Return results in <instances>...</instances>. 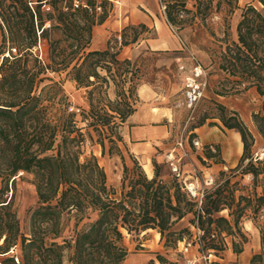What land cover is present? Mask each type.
Instances as JSON below:
<instances>
[{
	"label": "trees",
	"instance_id": "obj_1",
	"mask_svg": "<svg viewBox=\"0 0 264 264\" xmlns=\"http://www.w3.org/2000/svg\"><path fill=\"white\" fill-rule=\"evenodd\" d=\"M78 1L75 5L74 0H0V264H122L128 254L125 233L156 230L166 247L175 248L192 234L189 227L175 228L187 214L193 215L190 223L201 231L199 251L218 257L228 247L226 236H231L235 254L243 251L247 237L239 223L251 220L259 232L260 249L248 264H264V157L252 156L254 133L237 110L213 100L222 126L237 131L242 142L238 164L230 171L240 169L251 177L253 191L240 194L236 202L229 177L207 189L198 208V200L181 180L160 177L155 159L152 177L136 159V167L129 168L120 128L135 111L140 76L130 59L121 60L118 54L148 28L144 23L126 25L117 49L116 38L107 40L104 49H89L93 26L108 16L104 7L108 0ZM189 1L193 9L187 6ZM238 1L160 0L167 22L180 28L222 10L226 21L240 10L236 37L229 39L225 24L224 36L217 38L221 43L215 52L217 69L224 82L214 92L231 96L254 88L261 104L251 120L264 141V0H249L242 7ZM44 5L49 9L42 10ZM42 45L47 46L45 55L35 51ZM49 72H65L77 86H91L88 108L79 113L83 126L69 109L61 82ZM45 80L50 82L41 85ZM110 83L117 87L114 99L106 96ZM207 117L203 114L198 125ZM87 143L98 144L101 155L120 156L123 175L118 188L107 184L94 154L82 157ZM205 156L215 154L207 149ZM20 172L32 176L37 196L27 233L21 230L8 194L9 183ZM225 209L226 216L218 214ZM65 213L75 218L68 236H63ZM84 218L88 221L79 226ZM15 249L19 252L10 254ZM156 257L157 261L151 258L143 264L169 263L159 253Z\"/></svg>",
	"mask_w": 264,
	"mask_h": 264
},
{
	"label": "rangeland",
	"instance_id": "obj_2",
	"mask_svg": "<svg viewBox=\"0 0 264 264\" xmlns=\"http://www.w3.org/2000/svg\"><path fill=\"white\" fill-rule=\"evenodd\" d=\"M248 1L239 0L238 4L242 7ZM191 4L192 1H189L187 6L193 9ZM104 7L108 11V16L103 23L93 26L89 49H104L107 40H114L115 38L117 41L114 49H117L121 41L118 36L126 25L144 23L148 28L139 35L136 42L120 48L118 54L119 59H130L133 68H138L139 70L140 78L136 85V100L133 104L135 110L143 114L140 115L141 119L145 116V113L151 114L149 122L139 120L135 124H130L126 120L122 124L120 130L124 144H121V149L125 164L129 168L134 169L136 167L134 159L138 161L142 168L143 164L147 163L149 165L148 169L145 170L143 168V170L148 177H152L154 174L152 159H155L158 164L160 177L163 180H170L173 174L166 161V156L170 152H173L176 158L182 155V149L177 144L182 138L184 148L187 151V156L182 157L180 161L182 174L180 180L182 183L195 181L203 183L204 178L211 175L214 177V184L207 189H212L223 182L226 177H229L235 202L240 194L253 191L250 175H243L240 169L230 171V168H234L238 164L239 159L233 167L223 166L221 169H216V166H214L224 162L223 156L229 158L237 152V142H239L234 138L235 130H228L223 127L220 120L216 117L219 114V110L213 100L219 101V96L215 94L214 90L220 89L221 83L224 82L223 73L217 69L215 52L221 44L217 38L224 36L223 31L226 25L228 26L229 39L236 37V23L239 19L240 10L237 9L232 16L226 17V21H224L225 12L222 10L220 13H212L204 21L198 18L191 22L189 21V23L187 21L180 28L167 22L160 0H108ZM48 9V5L42 6V10L46 11ZM96 9L101 10L100 7ZM41 50L43 55H45L47 46L42 45L35 49L38 53H41ZM191 54L207 70L208 87L205 96L196 107L193 110H187L182 104V84L178 71V62L179 60L188 61V57ZM47 75L61 82L62 88L70 102L69 109L76 113L78 124L83 126L84 123L79 121V113L82 109L88 108L87 95L91 86H77L74 81L67 78L65 72L59 74L49 72ZM49 82V80H45L41 85ZM143 84L147 85L148 89L141 99L137 93V88ZM126 88L127 85L125 86ZM116 90L117 87L110 83L106 89V96L114 99ZM229 103L237 107L235 110H237L255 135V142L251 149L252 156L254 158H263L264 141L257 135L251 120V113L260 108V97L255 90L248 89L231 95L229 100H227L228 105H230ZM225 107L231 109L227 105ZM203 114L208 116L205 122L201 124L207 129L205 135H216L215 138L219 140L218 143H207L198 137L195 127L201 126L198 125V121ZM147 125L152 126L155 130L154 135L152 137L140 136V132L145 130ZM198 131L202 134L200 130ZM137 134L139 137H137ZM197 139L202 144L199 148L194 147L192 143L193 140ZM207 149H210L215 156L207 158L205 156ZM90 153L97 157L99 164L104 168L107 184L118 188L123 175V162L120 156L115 154L101 155V148L98 144L91 145L87 143L82 157ZM241 154L242 149L240 150L239 158ZM220 170H224V174H220ZM31 180L32 176L30 174L20 172L15 176L13 183L8 185L11 188L8 194L9 196L12 195V209L16 212L21 230L26 233L30 210L37 205L36 191ZM258 191H260V188H258ZM218 214L226 216L227 210H222ZM91 216L93 217L94 214ZM192 217V214H187L175 225L176 229L184 226L189 227L192 233L190 236L185 235V239L179 241L175 248L166 247L164 240L160 239V235L157 234L156 230H147L139 235L125 233L124 244L128 248V254L122 264H143L150 258L157 261L156 253L166 258L169 263L165 264H179L176 259L182 258L184 255H192L195 251L197 252V246L193 242L187 252L182 250L184 242L193 239L194 229L190 223ZM86 221L88 219L84 218L80 221L79 226ZM245 221L242 220L239 223V228L247 237V242L253 247L255 240L252 232L245 229ZM62 222L64 224L63 236H68L75 223L73 214H63ZM255 234L259 238L258 244H260L258 230ZM225 239L228 244H231V236H226ZM18 252L19 250L15 249L11 250L10 254L15 255ZM223 253L224 251L221 256L224 260H219L218 256L210 251L209 260L207 261L229 262ZM197 264H204V261L199 259Z\"/></svg>",
	"mask_w": 264,
	"mask_h": 264
},
{
	"label": "built area",
	"instance_id": "obj_3",
	"mask_svg": "<svg viewBox=\"0 0 264 264\" xmlns=\"http://www.w3.org/2000/svg\"><path fill=\"white\" fill-rule=\"evenodd\" d=\"M74 3L75 5H77L79 1L74 0ZM161 7L164 9V6L162 4ZM12 51H15V49L12 48ZM178 71L180 73L182 84V104L187 110H193L199 103V101L205 96V92L208 87V72L205 67L197 61L193 54L188 57V61L179 60ZM192 143L196 148H199L202 145L198 139L193 140ZM177 144L182 149V155L176 158L173 152H170L166 156V161L170 166L173 176L180 180L182 176L180 171V161L182 157L187 156V151L184 148L182 138L177 142ZM213 184L214 177L211 175L204 178L203 183H199L198 181L188 183L183 182L185 189L191 194V196L195 197L198 200V208L200 207L201 199L204 196L206 189ZM192 227L194 229L193 239L191 241L184 242L182 250L184 252H187L193 242L197 246L199 256L187 258L184 264H197L199 259H202L204 261V264H208L209 262L207 260H209V254L207 255L199 251V238L201 235V231L196 225H193ZM14 258L16 261H18L17 256H15Z\"/></svg>",
	"mask_w": 264,
	"mask_h": 264
},
{
	"label": "crops",
	"instance_id": "obj_4",
	"mask_svg": "<svg viewBox=\"0 0 264 264\" xmlns=\"http://www.w3.org/2000/svg\"><path fill=\"white\" fill-rule=\"evenodd\" d=\"M147 89H148V86L145 85V84L140 85L137 88V93H138V95H139V97L141 99L147 93ZM250 89L251 90H255L254 88H250ZM218 96H219V101H221L222 103H224L228 107H231V109L237 108V107H235L234 105H232L230 103H229L230 105L227 104V100H229V97H231V96H220V95H218ZM140 115H143V114H141L138 110H135L128 117L127 122L130 123V124H135L139 120L146 121V122L150 121V116H151L150 113H145L144 114L145 116L142 119L140 118ZM195 130L197 131L198 137L201 138L203 141H205L207 143H218L219 140L217 138H215L216 135H211V136H206L205 135V133H207V129L205 128L204 125H201L199 127H195ZM198 130H200L202 132V134ZM154 133H155V130L152 128V126H148L147 125V128H145V130H142L140 132V134H141L140 136L152 137L154 135ZM257 135L259 136L258 133H257ZM137 137H139L138 134H137ZM234 138H235L236 141H239V142H237V152H235L229 158L223 156L222 159L224 160V162L221 163V164L214 165V166H216V169H221L223 166L224 167H233L234 165H236V163H237V161L239 159L240 150L242 149V142H241V139H240V134L237 131H234ZM151 173H152V171H151ZM244 226H245V229H247L248 231H251L252 234H253V238L255 240V242L253 244V247H252V245L249 242H246L243 245V251L241 253H239V254H235L232 251V249H231V244H228V247L224 250L223 255L225 256L226 259L229 260V262L238 261L240 264H248L249 258L252 255V253L258 251V249L260 248V244H258L259 243V238H257V235L255 234L256 231H257V228L254 226L252 221L251 220H246L244 222ZM195 252L192 255H190V254L184 255V257L176 259V260L179 262V264H184L185 260L187 258H189V257H198L199 256L198 251L196 252L197 255L195 254ZM217 258L219 260H224V258H222V257H217ZM226 263H228V262H226Z\"/></svg>",
	"mask_w": 264,
	"mask_h": 264
},
{
	"label": "bare ground",
	"instance_id": "obj_5",
	"mask_svg": "<svg viewBox=\"0 0 264 264\" xmlns=\"http://www.w3.org/2000/svg\"><path fill=\"white\" fill-rule=\"evenodd\" d=\"M143 168H144L145 170L148 169V165H147V163H144V164H143ZM157 234H159V233L157 232Z\"/></svg>",
	"mask_w": 264,
	"mask_h": 264
}]
</instances>
